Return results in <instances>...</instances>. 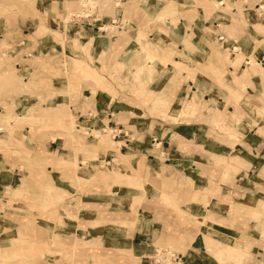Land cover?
Listing matches in <instances>:
<instances>
[{
	"label": "crops",
	"instance_id": "0c3cea01",
	"mask_svg": "<svg viewBox=\"0 0 264 264\" xmlns=\"http://www.w3.org/2000/svg\"><path fill=\"white\" fill-rule=\"evenodd\" d=\"M77 2L35 0L30 13L0 12V75L17 71L22 79L19 90L0 92V110L12 114L26 100L34 112L68 106L88 129L121 130L120 156H110L143 178L141 189L129 188L146 194L134 198L135 211L107 193H86L96 198L81 195L86 206L64 213L73 222L63 225L54 213L15 223L0 212L7 248L34 259L29 264H153L147 257L161 245L181 264H222L206 248L209 236L251 255L264 245L262 221L252 217L264 204V119L256 113L264 99V0H110L95 9ZM47 29L61 34L75 65L83 57L101 72L99 87L82 80L76 92L60 89L48 56L61 43ZM54 138L40 145L47 167L65 145ZM125 154L135 160L126 163ZM13 172L0 169L3 195L23 191ZM53 172L55 179L61 170Z\"/></svg>",
	"mask_w": 264,
	"mask_h": 264
},
{
	"label": "rangeland",
	"instance_id": "374dc122",
	"mask_svg": "<svg viewBox=\"0 0 264 264\" xmlns=\"http://www.w3.org/2000/svg\"><path fill=\"white\" fill-rule=\"evenodd\" d=\"M109 1L110 0H79L77 4L78 6L83 5L84 7L95 9L97 6H103L102 8L108 7ZM74 5L75 4H73V6ZM35 7H37L35 0H0V12L3 13L14 9L29 12V10H34ZM48 33H53V35L50 36H53L55 41L61 43L60 49L57 48L58 50L51 52L48 56V62L58 66V70L54 71V76L60 78V80L57 81V85L60 89H66L67 92H76V90H78L76 86L79 88V85H81L79 81L81 82L82 80H91L94 82L93 85L95 87H99L104 79L100 75L101 72L90 65L83 57L81 63L75 65L70 55V50L65 46L61 34L47 29L46 34ZM221 41L222 40H219L216 44L217 47L223 51L221 49ZM1 47L2 46H0V56H3V52L6 48ZM225 54H228V50L225 51ZM59 64L64 67L65 72L60 69ZM257 66L261 67V65ZM204 70L206 69L204 68ZM254 71L259 73L258 70ZM6 73L4 77L0 75V92H13L15 89L19 90V84L22 82V79L18 78L17 71H7ZM72 74H76L75 77L79 76V78L74 81L71 78V76H74ZM43 85L47 84L45 83ZM223 88L228 89L230 87L225 85ZM228 93L234 100H238V97L234 96L232 91ZM28 101L29 100L19 103L18 106L20 108L13 111L12 114L7 110H0V144L4 143V140H6V144H4L5 147L0 146V152L4 153L3 156H0V169L5 168L9 170L10 174L11 172L14 173L13 170L19 172V174L15 175L14 181L17 183V187L23 188V191L18 193L5 189L7 192H5L4 195L3 191H0V196L3 197L0 200L1 214L4 215V212H6L5 216L14 220L15 223L19 222L20 218L23 216L28 217V219L35 223L37 214L40 211H44L46 213L59 215V225H63L64 222H73V218L71 220L70 218H65V216H63L64 213L73 214L70 211L74 209L77 211L85 207L86 205H82L81 195L89 192L107 193L108 195L105 198L108 200L117 201L120 205L123 203L124 206H121L124 208H127L126 205L130 203L128 208L136 211L139 199L134 200V198L136 199L139 196L145 195L146 190L143 189L142 192H138L130 189L129 186L134 189H141L137 186L140 185L143 178H140L137 174H131L130 172L133 171L132 168L130 167L129 171V168L121 161V158L118 159L113 155V163H111L110 166L100 167L98 162L99 158L110 156L113 151L116 152V154L118 153L117 156L119 155L118 149L121 143L115 142L110 134V129L106 127L105 133L93 130L92 134H96L98 137H89L87 124L83 122L80 123L77 120L76 114L71 111L68 106L60 110L49 108L36 110L34 112L32 110L33 105L29 104ZM259 101V106L261 105L262 109L264 106V99ZM161 107H163V105H161ZM261 109L256 111V113L264 119V109ZM48 116L56 119L48 118ZM56 136H62L65 145L60 151L58 159H50L48 161L50 167H47L46 156L43 158L40 145L43 143L48 145V142L53 140ZM11 143L16 147V152H11L10 148H13ZM134 157V155L125 154L123 159L126 163L131 164L133 160H135ZM43 168L45 170L47 169L51 174L54 173V170H61V172L55 174V179H52L49 173H47L44 178L41 172ZM150 180L155 183L153 185L156 187L152 190H157V187L159 188L157 180ZM162 188L165 189L164 184ZM154 193L155 191H152L153 195ZM85 198L89 199L96 197L87 195ZM74 201H76L75 208L73 207ZM132 201L134 203H131ZM118 205L115 204V208ZM252 217L253 219L262 221L260 239L264 242V204L261 209L254 208ZM6 225H8L9 229L11 228L9 236L10 234L15 235V224L8 223ZM65 228L66 227L63 229L67 230ZM4 235L8 236L6 234ZM15 236L16 239H13V242L21 240L19 232ZM205 240L207 250L217 259L220 260L221 258L222 260H220V262L222 264H229L228 262L232 264H258L259 261H257V258L262 262L261 264H264V245L260 248H252V252H250L251 255L248 254V257H246L245 254L247 251L237 245L224 244L209 236H206ZM8 245H10L8 238L1 236L0 264H16V261L17 263L19 262L18 264H29L30 260H34L25 258L20 251L16 249H14L15 251H11V249L7 248ZM160 248H168L174 251L168 246L160 245L158 249ZM148 258L149 257H147V259Z\"/></svg>",
	"mask_w": 264,
	"mask_h": 264
},
{
	"label": "built area",
	"instance_id": "2783aa9c",
	"mask_svg": "<svg viewBox=\"0 0 264 264\" xmlns=\"http://www.w3.org/2000/svg\"><path fill=\"white\" fill-rule=\"evenodd\" d=\"M261 7V6H258ZM263 9V7H261ZM218 40H223L224 35H217ZM110 129V134L112 135V138L115 139L119 137V135L122 133L121 130L115 129V128H109ZM95 129H88V136L92 138H97L98 135L92 134V131ZM95 131H100V133H105L106 128L100 129V130H95ZM113 161L112 156H107L105 158H99L98 162L100 167L104 166H110ZM153 264H181L182 261V256L179 253H176L168 248H156L154 251L150 254L148 258Z\"/></svg>",
	"mask_w": 264,
	"mask_h": 264
},
{
	"label": "bare ground",
	"instance_id": "6f19581e",
	"mask_svg": "<svg viewBox=\"0 0 264 264\" xmlns=\"http://www.w3.org/2000/svg\"><path fill=\"white\" fill-rule=\"evenodd\" d=\"M263 7V6H262ZM260 9V8H259ZM261 10V9H260ZM263 14V13H262ZM55 139V138H54ZM52 162H53V160H52Z\"/></svg>",
	"mask_w": 264,
	"mask_h": 264
}]
</instances>
